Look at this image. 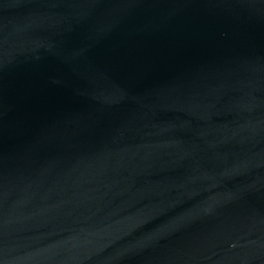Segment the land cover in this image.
I'll return each instance as SVG.
<instances>
[{
	"label": "water",
	"instance_id": "obj_1",
	"mask_svg": "<svg viewBox=\"0 0 264 264\" xmlns=\"http://www.w3.org/2000/svg\"><path fill=\"white\" fill-rule=\"evenodd\" d=\"M0 264H264V0H0Z\"/></svg>",
	"mask_w": 264,
	"mask_h": 264
}]
</instances>
